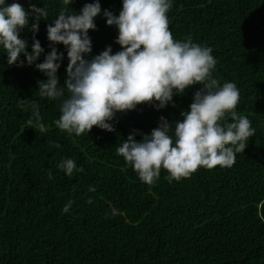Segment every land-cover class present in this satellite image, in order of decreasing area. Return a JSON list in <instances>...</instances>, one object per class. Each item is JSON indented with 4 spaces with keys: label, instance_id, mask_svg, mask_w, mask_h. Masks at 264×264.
<instances>
[{
    "label": "trees",
    "instance_id": "16d2710c",
    "mask_svg": "<svg viewBox=\"0 0 264 264\" xmlns=\"http://www.w3.org/2000/svg\"><path fill=\"white\" fill-rule=\"evenodd\" d=\"M20 2L27 11L28 0ZM93 2L31 0L48 11L35 36L44 55L51 50L46 29L58 13H79ZM99 3L87 59L107 46L113 54L121 50L103 11L119 15L122 0ZM168 17L174 39L190 36L211 47L214 78L237 85L236 111L255 128L244 152L231 167H200L171 182L162 169L157 181L144 183L117 147L133 130L149 134L161 116L170 123L181 119L199 85L174 96L175 107L158 111L141 104L118 113L114 132L94 126L88 134L69 135L55 123L60 102L39 95L44 74L26 62L8 65L0 48V264H264V0H173ZM21 37L30 53L33 33ZM54 46L64 54L57 72L63 86L67 52ZM33 102L43 128L28 122ZM64 158L83 171L66 175L57 166Z\"/></svg>",
    "mask_w": 264,
    "mask_h": 264
},
{
    "label": "clouds",
    "instance_id": "9594fccd",
    "mask_svg": "<svg viewBox=\"0 0 264 264\" xmlns=\"http://www.w3.org/2000/svg\"><path fill=\"white\" fill-rule=\"evenodd\" d=\"M28 2L26 11L20 0L10 4L0 0V48L8 65L23 67L26 62L47 78L38 81V92L41 97L60 102L55 123L61 131L80 136L95 126L111 133L118 113L133 111L141 104L158 111L169 105L175 107L174 96L199 85L189 108L181 111V119L170 123L161 116L149 134L133 130L117 147V153L142 182L152 184L160 178L162 169L170 182L179 181L200 167H231L236 154L244 152L255 128L236 111L239 89L234 82L221 84L214 78L217 60L211 47L194 43L190 36L173 38L168 17L173 0H122L119 15L104 10L106 24L118 31L115 43L121 50L113 54L112 47L107 46L91 59L86 58L92 52L89 31L96 30L95 19L101 15L99 0L85 4L79 13H58L46 29L51 48L46 55L35 36L40 21H47V7ZM72 2L63 0L69 6ZM30 19L33 23L29 29ZM25 30L33 33L30 53L28 41L21 37ZM54 45L65 47L69 61L63 86L57 72L64 54ZM42 55L43 62L37 63ZM27 107L33 117L28 122L43 128L38 105L33 102ZM137 135L142 139L137 141ZM57 166L69 176L83 171L72 158L62 159ZM71 203L65 205L64 212L69 211Z\"/></svg>",
    "mask_w": 264,
    "mask_h": 264
}]
</instances>
